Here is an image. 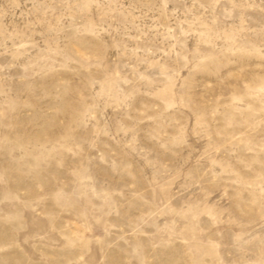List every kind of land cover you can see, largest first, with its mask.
I'll return each mask as SVG.
<instances>
[{
	"label": "rangeland",
	"instance_id": "rangeland-1",
	"mask_svg": "<svg viewBox=\"0 0 264 264\" xmlns=\"http://www.w3.org/2000/svg\"><path fill=\"white\" fill-rule=\"evenodd\" d=\"M0 264H264V0H0Z\"/></svg>",
	"mask_w": 264,
	"mask_h": 264
}]
</instances>
